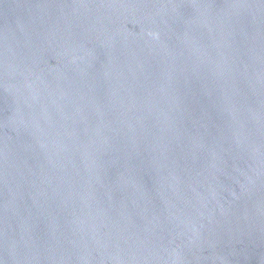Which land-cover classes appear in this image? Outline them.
Instances as JSON below:
<instances>
[{"label":"water","instance_id":"obj_1","mask_svg":"<svg viewBox=\"0 0 264 264\" xmlns=\"http://www.w3.org/2000/svg\"><path fill=\"white\" fill-rule=\"evenodd\" d=\"M0 264H264V0H0Z\"/></svg>","mask_w":264,"mask_h":264}]
</instances>
